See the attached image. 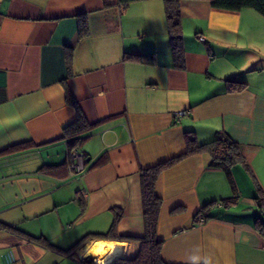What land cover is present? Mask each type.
<instances>
[{
	"label": "crops",
	"instance_id": "1",
	"mask_svg": "<svg viewBox=\"0 0 264 264\" xmlns=\"http://www.w3.org/2000/svg\"><path fill=\"white\" fill-rule=\"evenodd\" d=\"M179 11L182 67L162 0H0V223L23 233L0 229V264H81L105 243L135 258L145 236L141 170L183 154L187 132L200 144L224 132L244 162L230 170L235 189L205 153L161 172L162 260L264 264L254 201L264 194V17L207 0H180ZM226 81L245 87L231 92ZM178 111L188 113L176 120ZM78 114L88 129L72 147L64 129ZM75 149L79 173L69 170Z\"/></svg>",
	"mask_w": 264,
	"mask_h": 264
},
{
	"label": "trees",
	"instance_id": "2",
	"mask_svg": "<svg viewBox=\"0 0 264 264\" xmlns=\"http://www.w3.org/2000/svg\"><path fill=\"white\" fill-rule=\"evenodd\" d=\"M120 5L123 7L130 3L143 1V0H118ZM164 4V11L167 21V30L169 36V43L171 52L174 57V61L178 67H182V33L180 28V11L179 1L180 0H162ZM211 7L216 10L238 12L243 9H253L264 17V0H207ZM87 33V23L85 19H80V28L78 31L79 36H84ZM142 65H151L154 62L153 56L151 55H129L126 57ZM228 91H240L245 85L236 81H226ZM88 125L83 117L78 114L74 123L70 124L64 129V139H67L72 147L76 146L81 140L82 135L86 133ZM185 152L175 158L164 161L152 167H148L141 170L140 181H141V196H142V208L143 218L145 224V236L138 240L140 244V251L138 255L129 260L118 258L112 264H166L161 258V248L163 241L157 237V226L161 208V198L156 193V183L163 170L172 166L174 163L179 161L181 158L195 154L205 153L210 157V166L219 168L226 173L230 185L235 189L234 181L231 176L230 170L232 166L238 163H243L244 158L242 156V149L240 145L235 143L230 137L224 132H217L214 138L207 143L200 144L195 135L192 132L185 134ZM254 201L262 212H264V194L260 192V195L254 198ZM237 202V197L222 201L225 207L233 205ZM213 204H216L213 203ZM207 205L200 212L196 214V218L203 214L205 220L209 217L206 211L209 209ZM116 217L112 229L117 222ZM0 229L9 230L12 232H19L17 229L8 227L0 223ZM19 234H23L19 232ZM91 235H87L81 241L84 242ZM92 238H102L104 235L94 234ZM30 241H36L39 243H45L42 238H33L26 236ZM65 252V251H64ZM81 264H94L91 258L84 259Z\"/></svg>",
	"mask_w": 264,
	"mask_h": 264
},
{
	"label": "bare ground",
	"instance_id": "3",
	"mask_svg": "<svg viewBox=\"0 0 264 264\" xmlns=\"http://www.w3.org/2000/svg\"><path fill=\"white\" fill-rule=\"evenodd\" d=\"M89 253L95 264H112L121 255V246L105 243L104 247L91 249Z\"/></svg>",
	"mask_w": 264,
	"mask_h": 264
},
{
	"label": "built area",
	"instance_id": "4",
	"mask_svg": "<svg viewBox=\"0 0 264 264\" xmlns=\"http://www.w3.org/2000/svg\"><path fill=\"white\" fill-rule=\"evenodd\" d=\"M200 40L203 41V38L200 37ZM187 111H178L176 113L173 114V118L176 120H179L180 118L184 117L185 115H187ZM69 170L71 172H81L83 170V154L82 152L79 151V149H75L72 152L71 155V162L69 164ZM83 193V192H82ZM217 206H221V202H217L216 203ZM205 217L203 215L198 217V222L197 224L202 225L205 222Z\"/></svg>",
	"mask_w": 264,
	"mask_h": 264
},
{
	"label": "water",
	"instance_id": "5",
	"mask_svg": "<svg viewBox=\"0 0 264 264\" xmlns=\"http://www.w3.org/2000/svg\"><path fill=\"white\" fill-rule=\"evenodd\" d=\"M117 259H118V258H117ZM117 259H116V260H117Z\"/></svg>",
	"mask_w": 264,
	"mask_h": 264
}]
</instances>
